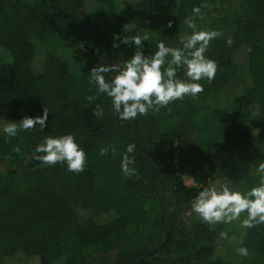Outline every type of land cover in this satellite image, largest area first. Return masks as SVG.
I'll use <instances>...</instances> for the list:
<instances>
[{
	"label": "trees",
	"instance_id": "obj_1",
	"mask_svg": "<svg viewBox=\"0 0 264 264\" xmlns=\"http://www.w3.org/2000/svg\"><path fill=\"white\" fill-rule=\"evenodd\" d=\"M194 8L192 29L185 20ZM194 31L220 33L205 52L215 78L198 81L204 91L196 97L121 121L89 83L92 68L134 55L135 45L114 36L147 35L142 51L151 56L160 41L183 48ZM0 48L10 57L0 61V130L49 113L42 131L0 135V264H89L111 250V264H237L241 247L249 254L238 264H264V224L243 228L246 212L230 224L186 222L216 179V190H237L231 164L244 166L247 192L264 175V0H0ZM176 79H187L184 66ZM67 134L86 155L82 173L33 159L45 137ZM129 144L139 178L121 171Z\"/></svg>",
	"mask_w": 264,
	"mask_h": 264
},
{
	"label": "clouds",
	"instance_id": "obj_2",
	"mask_svg": "<svg viewBox=\"0 0 264 264\" xmlns=\"http://www.w3.org/2000/svg\"><path fill=\"white\" fill-rule=\"evenodd\" d=\"M194 15L185 20V24L192 29L196 28L194 19L200 13L199 8L193 9ZM169 28L172 22L169 21ZM220 33L216 31H194L183 48L166 47L163 41L157 44V51L151 56H145L142 48L143 41L148 36L139 34L129 38L120 39L114 36V40L136 47L134 55L120 64H111L94 67L90 70V84H95L97 94H104L111 99L112 109L121 121L134 120L137 116H146L149 110L159 111L161 107H167L169 103L183 100L186 96L196 97L204 91L203 85L198 83L207 80L211 83L217 72L215 61L206 58L205 52L210 41L217 38ZM232 39L227 44L231 46ZM113 48L119 47L114 43ZM171 57L166 61L167 57ZM167 67L165 68V64ZM185 67L186 80L176 79L177 68ZM111 81L105 74H112ZM191 81V82H188ZM96 97L89 96L91 102ZM48 110L43 108V115L35 118L24 117L19 122H7L3 132L8 137H15L18 131H29L39 125L42 131L47 125ZM104 115L103 108L97 105L93 116L100 118ZM135 150L134 144H129L122 155L121 171L127 177L137 176L134 157L129 154ZM14 152L19 153L20 148L14 147ZM107 148L100 150V155H106ZM115 149L113 148V153ZM43 153V155H39ZM33 159L45 166H53L58 163L67 165L69 172L79 174L84 171L86 155L75 142L71 134L60 137H45L42 143L36 146ZM258 172L264 174V163L258 166ZM192 211L195 212L205 224L216 225L220 223L230 224L247 213L241 226L250 229L258 224H264V175L261 176L260 185L253 187L247 194L230 190L227 184L220 191L216 188H206L199 192L192 202ZM222 239H228L226 232H221ZM240 256L246 257L249 252L246 247L237 249Z\"/></svg>",
	"mask_w": 264,
	"mask_h": 264
},
{
	"label": "rangeland",
	"instance_id": "obj_3",
	"mask_svg": "<svg viewBox=\"0 0 264 264\" xmlns=\"http://www.w3.org/2000/svg\"><path fill=\"white\" fill-rule=\"evenodd\" d=\"M0 61H3V62L10 61L9 55L2 48H0ZM187 97L190 99L193 98L191 96H187ZM0 135L8 139L11 138V137H8L3 132V129L0 130ZM243 168L244 166L242 164H239V163L231 164L230 169H229V176L231 177L232 182L235 184V187L237 189L236 191H239L242 194H247V191L245 190L244 185L242 183ZM183 182H184V185L187 187L194 186V182L189 177H183ZM219 184H221V178L216 179L212 183L213 187L219 186ZM241 215H243V213ZM197 218H199V216L195 212L192 211V207H191V209L188 211L186 215V222L188 223L190 221L196 220ZM115 254H116V250H111L105 253L92 254V256L89 259V264H111L115 257ZM242 258H243L242 256L240 257L235 256L233 260L235 261V263L238 264V262L242 261Z\"/></svg>",
	"mask_w": 264,
	"mask_h": 264
},
{
	"label": "water",
	"instance_id": "obj_4",
	"mask_svg": "<svg viewBox=\"0 0 264 264\" xmlns=\"http://www.w3.org/2000/svg\"><path fill=\"white\" fill-rule=\"evenodd\" d=\"M168 239V236H166V240ZM154 252V251H153ZM153 252H150L147 256H150ZM143 261V259H141L139 262H137L136 264H140Z\"/></svg>",
	"mask_w": 264,
	"mask_h": 264
}]
</instances>
